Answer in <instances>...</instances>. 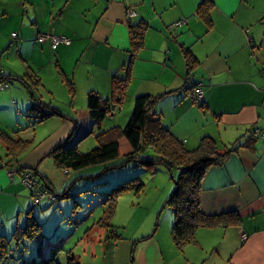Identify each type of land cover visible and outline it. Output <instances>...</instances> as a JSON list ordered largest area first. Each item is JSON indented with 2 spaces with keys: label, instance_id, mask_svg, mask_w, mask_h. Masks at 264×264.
<instances>
[{
  "label": "crops",
  "instance_id": "1",
  "mask_svg": "<svg viewBox=\"0 0 264 264\" xmlns=\"http://www.w3.org/2000/svg\"><path fill=\"white\" fill-rule=\"evenodd\" d=\"M205 2L210 6L203 13ZM140 23L147 25L144 45L131 65L123 104L108 119L127 118L138 96L163 94L154 110L186 148H196L205 136L227 148L236 146L222 164L205 173L199 204L206 215L234 214L238 221L199 227L180 248L173 240L175 216L169 207L155 228L141 230L135 239L123 236L105 244L103 264H264V0H0V37L16 41L18 50L32 45L49 56L47 62H34L36 79L47 93L41 101L61 113L37 122L30 137L19 136L23 126L13 130L11 118H0V127L8 128L3 121L9 122L12 130L6 131L33 142L12 159L0 139V238H12L19 228L9 236L4 226L10 214L3 204L22 192V174L36 169L51 182L45 166L50 160L57 164L49 153L67 140L78 142L93 133L90 115L89 127H80L84 118L74 107L75 99L85 102L95 91L113 103L112 78L125 76L132 55L130 27ZM50 33L69 37L71 44L53 49L50 41L38 42L40 34ZM5 46L0 40V53ZM188 53L196 60L190 75ZM0 73L18 76L7 65H0ZM2 87L10 88L8 83ZM196 87L203 89L202 101L195 98ZM62 103L70 107L62 109ZM29 113L23 112V120ZM124 122L117 126L124 127ZM47 123L48 135L38 138L37 128ZM99 129L106 130L101 124ZM29 210L34 213L30 207L26 221ZM56 261L67 264V257Z\"/></svg>",
  "mask_w": 264,
  "mask_h": 264
},
{
  "label": "rangeland",
  "instance_id": "2",
  "mask_svg": "<svg viewBox=\"0 0 264 264\" xmlns=\"http://www.w3.org/2000/svg\"><path fill=\"white\" fill-rule=\"evenodd\" d=\"M0 40L9 45V47L5 46L6 49L4 48L3 51L1 50L0 65L9 66L15 75H18L12 76L14 79L7 81L10 88L4 89L2 86L5 83L0 85V118H11L13 120L11 123L16 126L13 130H20L23 126L19 136L30 137L31 134L33 135L31 129L35 125L34 122L38 121L37 117L42 116L41 107L36 110H32L31 107L39 103L41 95L47 97L45 89H42L39 80H36L38 77L36 71L38 70L34 68L36 65L34 62H43L44 60L47 62L49 56H42L35 52L32 45L24 50L20 48L18 50L14 46L16 41L10 43V40H7L4 35L0 37ZM11 46L12 48H10ZM18 51L21 52V55L18 54ZM18 77L23 80L18 79ZM9 89L14 90V92L8 93ZM87 101L81 102L79 98L75 99L74 107L80 113L81 119L84 118L79 122L81 128L90 122ZM58 106L62 109L70 107L66 103ZM24 109L31 111L29 116L33 117H28L29 120H27L28 118L23 120ZM132 110L133 106L129 116L126 114L127 118L124 119L126 121L124 125L130 118ZM86 111L87 113H85ZM83 113H85L84 116ZM110 117L112 115H108L107 118L96 123L93 121L95 123L94 130H91L93 133L86 134L77 143L81 153H86L102 144L103 139L112 140L116 138V131L119 130L117 124L123 125V115L122 117L117 115V118L113 120H109ZM3 123L8 127L4 128L5 130H12L9 128V122L3 121ZM49 124L37 128L38 138L42 139L48 135ZM100 124L106 128L104 131H109L101 141L99 140L101 136H98ZM8 132L12 134L11 131ZM76 137L77 134L73 136L72 140H75ZM32 139L35 141V138ZM156 155L154 152L145 151L141 152L139 157L145 158ZM8 157L14 159L12 154H8ZM50 162H52L50 166H45V174L51 179V182H48L50 184L48 191L58 195L56 199L51 200L48 196L38 201L35 195L32 196L31 189L23 184V177L21 176L22 192L15 199L3 204L7 213L10 214V220H5L4 226L9 236L10 233L13 234L17 225L20 227L26 224V213L30 207L33 208V215L37 217L39 223L43 224L37 238L26 239L20 244L13 240L8 244L13 254L9 264H29L35 260L39 261L50 257L51 253L58 249L57 259L63 258V256L67 257V253H72L81 264H103L104 253L106 252L105 244L116 240L111 237L113 230H117L126 238V241L128 238L135 239L141 230L147 229V227L155 228L162 213L169 212L170 206L166 205V200L175 191V179L180 175V171L176 168L170 171L163 164H158L154 170H148L138 161L122 164L124 159H119L104 164V167L86 169L92 174L100 172L99 176L78 178L74 171L67 175L65 170L55 165L53 161L50 160ZM156 175H158L157 179H155ZM135 178H138L139 182L143 184L142 191L137 194L136 189L132 188L120 193L116 198L115 214L108 221L110 226L102 228L96 225V222L103 217L104 212L109 208L107 204L103 203L105 195L112 192L120 184ZM39 180L42 182L41 184L46 182L41 177L38 178ZM66 190L69 193L68 197H61L60 195ZM19 206H21L20 209Z\"/></svg>",
  "mask_w": 264,
  "mask_h": 264
},
{
  "label": "trees",
  "instance_id": "3",
  "mask_svg": "<svg viewBox=\"0 0 264 264\" xmlns=\"http://www.w3.org/2000/svg\"><path fill=\"white\" fill-rule=\"evenodd\" d=\"M205 4L207 5L206 2ZM209 6L210 5H207L204 8L203 13H206V8H209ZM146 29V23H140L130 27L132 55L129 62L125 65V76H114L112 78L113 103L111 104L109 100L104 99L95 91L89 92L87 107L89 115L95 123L101 119L103 120L108 115L114 114L123 104L130 83L131 65L136 53L144 45ZM185 57L188 75H190V72L196 66V60L189 53L186 54ZM11 79L14 78L0 73V85L7 83V81ZM18 79L23 80L20 77H18ZM64 81L72 88L70 82L66 79ZM162 95L163 94H159L154 97L151 95H141L136 97L133 112L127 124L124 127H118L119 130L116 131L115 134L116 138L112 140H109V138L102 140L103 136L109 132L102 131L98 135L101 136L99 140H102V144H99L86 153H81L77 146V143L83 136L79 138L80 140H78V142L76 140L70 142L67 140L63 144L55 147L49 153V156L54 158L58 167L67 171V175H70V173L74 171L75 176H78V178L99 176L100 172L92 174L87 172L86 169L95 166L104 167V164L119 159H124L122 164L130 161H138L148 170H154L158 164L165 165L170 171L174 168L179 169V177L175 179L173 176L176 182V189L166 200V205L173 209L175 216L174 225L172 227L173 240L178 247L182 248L193 240L195 231L199 227H210L221 223H237L238 219L234 214H224L220 216L206 215L201 211L199 204L201 181L205 173L212 166L222 164L227 156L236 149V146L227 148L215 138L205 136L201 139L196 148H186L184 142L178 140L170 133L168 127L163 124L161 115L154 110L156 100ZM39 107H41L40 109L42 111L40 112H42V116L37 117L38 121L34 122L35 124L51 115L61 114L57 108L47 105L41 100L39 103L34 104L31 109L36 110ZM45 108H49L51 111L47 113L45 112ZM0 139L6 145L9 152L8 154H12L14 158L20 156L32 143L31 141L14 136L2 127H0ZM145 151H151L157 155L145 158L139 157V154ZM32 174L37 180L41 177L46 181L41 184L42 182L39 180V183L47 191L48 188L50 190V184L45 176L38 173L36 169L32 170ZM132 188H135L136 193L139 194L143 189V184L139 182L138 178H135L120 184L115 187L112 192L105 195L103 203L107 204L109 208L106 209L103 217L96 222V225L102 228H106L109 225L108 221L111 220L116 211L117 196L123 191ZM68 195V190H66L60 196L67 198ZM57 197L58 195H56V198ZM27 220L24 226L17 228L12 238L1 236L0 264L11 263L10 259L13 254L8 246L11 241L16 240L17 244H20L22 241L25 242L26 239H35L39 236L42 225L33 215L32 210L28 211ZM157 225L158 222L156 223V226ZM111 237L118 240L123 236L117 230H113ZM108 238L110 237L108 236ZM58 250L52 252V255H49L50 257L39 261L35 260L31 264H59L56 261ZM67 264L81 263L72 253H67Z\"/></svg>",
  "mask_w": 264,
  "mask_h": 264
},
{
  "label": "built area",
  "instance_id": "4",
  "mask_svg": "<svg viewBox=\"0 0 264 264\" xmlns=\"http://www.w3.org/2000/svg\"><path fill=\"white\" fill-rule=\"evenodd\" d=\"M130 16H134L135 12L130 11L129 12ZM185 21H181L178 22L176 25H182ZM13 36H16V34L14 33ZM39 43H44L47 41H50L51 43V47L53 49H56L59 45L61 44H66L69 45L71 44V39L67 36H58L56 34L50 33V34H40L37 38ZM194 94H195V98L197 101L203 100L204 98V92L203 89L201 87H196L194 89ZM262 138H264V133L262 135ZM67 173V171H66ZM23 184L30 188L34 195L38 198V201H40L41 199L45 198V197H50L51 200H54L56 198L55 194H50L46 189H44L39 181L35 178V176H33L32 171H27L25 172L23 175ZM243 238H246V235H243Z\"/></svg>",
  "mask_w": 264,
  "mask_h": 264
}]
</instances>
